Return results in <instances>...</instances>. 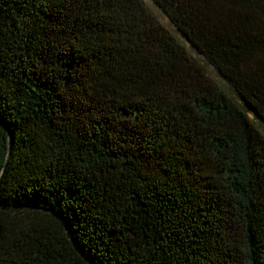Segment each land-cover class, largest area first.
<instances>
[{"label": "trees", "instance_id": "16d2710c", "mask_svg": "<svg viewBox=\"0 0 264 264\" xmlns=\"http://www.w3.org/2000/svg\"><path fill=\"white\" fill-rule=\"evenodd\" d=\"M152 1L193 53L144 0H0V264H264V0Z\"/></svg>", "mask_w": 264, "mask_h": 264}, {"label": "rangeland", "instance_id": "374dc122", "mask_svg": "<svg viewBox=\"0 0 264 264\" xmlns=\"http://www.w3.org/2000/svg\"><path fill=\"white\" fill-rule=\"evenodd\" d=\"M144 1L148 5L150 10L153 12V14L156 16V18L180 39V41L185 45V47L189 50V52L193 53L188 41L184 38V36H182L178 32V30L170 22L168 17L154 4V2L152 0H144ZM203 64L206 67L208 74L212 78H214L240 105H243L241 98L236 94V92L231 87L228 86V84L217 74V72L212 67L208 66V64H206L205 62ZM248 114L251 118H253L256 126L264 134V124L261 123L260 120L256 118L251 112H248Z\"/></svg>", "mask_w": 264, "mask_h": 264}, {"label": "water", "instance_id": "95a60500", "mask_svg": "<svg viewBox=\"0 0 264 264\" xmlns=\"http://www.w3.org/2000/svg\"><path fill=\"white\" fill-rule=\"evenodd\" d=\"M58 218H59L60 220H62V218H61V217H59V216H58ZM65 227H66V225H65ZM66 228H67V227H66ZM67 231H68V230H67ZM76 248H77V247H76Z\"/></svg>", "mask_w": 264, "mask_h": 264}]
</instances>
